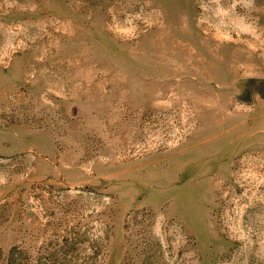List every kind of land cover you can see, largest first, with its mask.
<instances>
[{
  "label": "rangeland",
  "instance_id": "rangeland-1",
  "mask_svg": "<svg viewBox=\"0 0 264 264\" xmlns=\"http://www.w3.org/2000/svg\"><path fill=\"white\" fill-rule=\"evenodd\" d=\"M0 264H264V0H0Z\"/></svg>",
  "mask_w": 264,
  "mask_h": 264
}]
</instances>
